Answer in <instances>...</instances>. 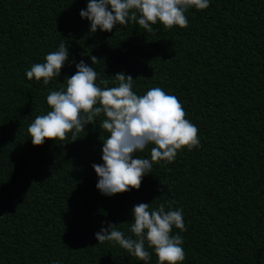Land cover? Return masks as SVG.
Masks as SVG:
<instances>
[{"label":"trees","instance_id":"obj_1","mask_svg":"<svg viewBox=\"0 0 264 264\" xmlns=\"http://www.w3.org/2000/svg\"><path fill=\"white\" fill-rule=\"evenodd\" d=\"M87 0H0V264H145L119 245L98 244L109 224L125 237L132 209H182L181 264H264V0H209L189 9L186 28L153 32L129 21L90 32ZM64 43L69 58L47 86L26 72ZM101 60L96 83L123 72L133 91L153 87L178 98L198 128L199 146L160 161L139 190L105 196L92 167L102 164L100 124L77 140L34 147L30 123L46 97L66 87L81 60ZM75 61V63H73ZM116 86L110 82L108 87ZM153 145L136 155L149 158ZM136 158V157H134ZM151 254L147 264H158Z\"/></svg>","mask_w":264,"mask_h":264},{"label":"clouds","instance_id":"obj_2","mask_svg":"<svg viewBox=\"0 0 264 264\" xmlns=\"http://www.w3.org/2000/svg\"><path fill=\"white\" fill-rule=\"evenodd\" d=\"M209 0H87L86 10L79 15L87 19L90 32H112L118 25L136 22L146 32H153L158 22L166 30L188 26L185 13L191 9L205 10ZM69 51L61 43L55 51L49 52L43 63H35L26 72L29 81L47 86L58 78ZM101 62L91 56L92 66L83 60L75 64L76 72L65 77L66 87L51 91L47 97L49 111L38 115L29 125L28 134L34 147L46 140L64 141L71 133L73 141L85 126L93 124L103 116L100 124L108 136L102 142V164L92 167L98 177L97 189L102 195L111 197L130 190H139L143 177L149 175L155 163L175 160L179 150L191 151L198 147V128L186 119L182 104L174 95L160 87L147 90L144 95L133 91V78L123 72L103 79L98 86V72L93 67ZM75 63V61H73ZM110 82L116 86L108 87ZM153 145L149 158L136 154ZM136 157V158H134ZM186 231L182 209L165 210L162 203L158 209L150 210V204L139 203L132 209L130 231L135 238L125 237L117 225L109 224L95 234L98 244L105 242L119 245L129 254L145 264L151 254L145 249L147 243L158 258V264H181L185 259L182 237L173 235L172 230Z\"/></svg>","mask_w":264,"mask_h":264}]
</instances>
